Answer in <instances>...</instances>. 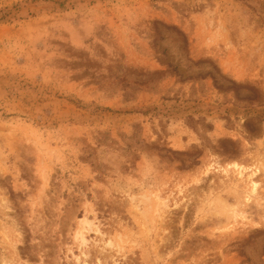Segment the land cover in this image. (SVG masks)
Returning <instances> with one entry per match:
<instances>
[{
	"label": "rangeland",
	"instance_id": "rangeland-1",
	"mask_svg": "<svg viewBox=\"0 0 264 264\" xmlns=\"http://www.w3.org/2000/svg\"><path fill=\"white\" fill-rule=\"evenodd\" d=\"M0 264H264V0H0Z\"/></svg>",
	"mask_w": 264,
	"mask_h": 264
},
{
	"label": "bare ground",
	"instance_id": "bare-ground-1",
	"mask_svg": "<svg viewBox=\"0 0 264 264\" xmlns=\"http://www.w3.org/2000/svg\"><path fill=\"white\" fill-rule=\"evenodd\" d=\"M253 190H252V194L257 190V184L255 182H253Z\"/></svg>",
	"mask_w": 264,
	"mask_h": 264
}]
</instances>
